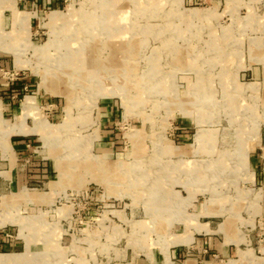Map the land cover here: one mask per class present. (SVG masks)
Returning <instances> with one entry per match:
<instances>
[{
	"label": "rangeland",
	"instance_id": "374dc122",
	"mask_svg": "<svg viewBox=\"0 0 264 264\" xmlns=\"http://www.w3.org/2000/svg\"><path fill=\"white\" fill-rule=\"evenodd\" d=\"M1 255L264 264V0H0Z\"/></svg>",
	"mask_w": 264,
	"mask_h": 264
},
{
	"label": "crops",
	"instance_id": "0c3cea01",
	"mask_svg": "<svg viewBox=\"0 0 264 264\" xmlns=\"http://www.w3.org/2000/svg\"><path fill=\"white\" fill-rule=\"evenodd\" d=\"M208 213H213L208 212ZM198 232H204V236L197 240L198 247L201 249L203 247H208L211 252L221 253L223 255H231L233 247H238L241 245V238L236 236V226H218L212 227L207 224H201L197 226ZM223 235V236H222ZM195 242L193 235L182 236V245L190 246ZM236 250V249H234ZM180 256V253H178ZM206 263L212 262V258L206 256ZM208 258V259H207ZM187 264H196L194 258H188L186 260Z\"/></svg>",
	"mask_w": 264,
	"mask_h": 264
},
{
	"label": "bare ground",
	"instance_id": "6f19581e",
	"mask_svg": "<svg viewBox=\"0 0 264 264\" xmlns=\"http://www.w3.org/2000/svg\"><path fill=\"white\" fill-rule=\"evenodd\" d=\"M16 5V4H15ZM102 9V8H101ZM106 12V11H105ZM194 13H197L198 12V10H194L193 11ZM208 12V11H207ZM27 14V13H26ZM206 13H204V15H205ZM207 15V14H206ZM80 19H82V18H80ZM97 21V20H96ZM96 21H90L91 23H94L95 24V22ZM110 21V20H109ZM102 23H103V21H102ZM102 26V25H101ZM102 28H104V24H103V26H102ZM90 31L92 32L93 30H92V28H90ZM107 32H108V29H107ZM118 43V42H117ZM69 54H67V58H61L60 56L57 58V60L55 61L56 63H55V66H49L48 68H47V70H48V74H55L56 75V72L57 73H59V71H60V73L62 72L64 75L66 74L67 76H68V79L71 81H74V82H79V83H81L82 81H84V82H89V81H91V74L94 72V70L96 69H94L93 67H90V68H88V70H86L87 69V67H86V69L85 68H82V66L81 65H84V62L85 63H87V65L89 66L91 63H92V61H93V59H91L90 58V60L88 59V60H84L83 61V58H81L82 57V54H81V52H77V51H72V50H70L69 52H68ZM222 53V52H221ZM93 64V63H92ZM86 65V64H85ZM81 66V67H80ZM114 68H116V66H113ZM118 67V66H117ZM103 69H106V67H103ZM52 74V75H53ZM55 78V77H54ZM51 80V79H50ZM51 84H52V82H51ZM53 86V85H52ZM198 87H200V86H198ZM165 88H166V86L164 87L163 85L160 87V89L159 90H156V92H159V93H162V94H166V95H169V93H170V90L169 89H167V90H165ZM54 92H56V90H53ZM69 97H71V96H69ZM76 97V96H75ZM72 101H74V100H72ZM30 103V105L29 106H31V104H32V102H29ZM73 104V103H72ZM137 111V110H136ZM58 127V126H57ZM106 172H107V170H105ZM7 263H10V259H9V255H1L0 256V264H7Z\"/></svg>",
	"mask_w": 264,
	"mask_h": 264
}]
</instances>
